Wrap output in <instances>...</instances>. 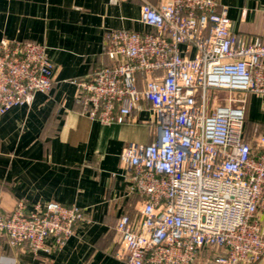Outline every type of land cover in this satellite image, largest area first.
I'll use <instances>...</instances> for the list:
<instances>
[{
  "label": "built area",
  "instance_id": "built-area-1",
  "mask_svg": "<svg viewBox=\"0 0 264 264\" xmlns=\"http://www.w3.org/2000/svg\"><path fill=\"white\" fill-rule=\"evenodd\" d=\"M141 22L153 31H107L104 55L112 63L73 81L91 119L123 124L148 111L155 132L153 142L128 144L120 156L142 207L117 223L116 257L202 264L212 251L213 264H257L264 257V134L255 144L247 139L246 105L248 95L264 96V40H239L218 0L145 1ZM53 71L48 47L2 39L0 116L50 92ZM217 93L229 95L225 103L216 104ZM86 221L76 204L51 201L29 211L19 201L7 213L0 205V242L50 254Z\"/></svg>",
  "mask_w": 264,
  "mask_h": 264
},
{
  "label": "crops",
  "instance_id": "crops-1",
  "mask_svg": "<svg viewBox=\"0 0 264 264\" xmlns=\"http://www.w3.org/2000/svg\"><path fill=\"white\" fill-rule=\"evenodd\" d=\"M110 1L0 0V41L44 45L54 65L50 92L0 116L1 209L11 212L24 201L30 211L54 201L76 204L87 216L66 245L50 254H34L27 246L13 250L2 240L0 264H126L116 257L121 243L116 226L124 214L136 217L142 203L124 180L120 156L128 144L153 142V125L148 111H136L135 119L123 124L91 119L73 81L112 63L104 55L107 31L152 32L141 22L142 6L164 0ZM218 3L228 10L239 40H264V0ZM246 120L247 139L255 144L264 134V96H247ZM212 258L207 251L200 261L213 264ZM257 264H264V257Z\"/></svg>",
  "mask_w": 264,
  "mask_h": 264
},
{
  "label": "rangeland",
  "instance_id": "rangeland-1",
  "mask_svg": "<svg viewBox=\"0 0 264 264\" xmlns=\"http://www.w3.org/2000/svg\"><path fill=\"white\" fill-rule=\"evenodd\" d=\"M217 95L220 96V97H219L220 100H219L218 102H216V104L225 103V99H226V97L229 96L227 93H225V94H218V93H217ZM236 98H240V96L237 95Z\"/></svg>",
  "mask_w": 264,
  "mask_h": 264
},
{
  "label": "trees",
  "instance_id": "trees-1",
  "mask_svg": "<svg viewBox=\"0 0 264 264\" xmlns=\"http://www.w3.org/2000/svg\"><path fill=\"white\" fill-rule=\"evenodd\" d=\"M246 122H247V120H246Z\"/></svg>",
  "mask_w": 264,
  "mask_h": 264
}]
</instances>
